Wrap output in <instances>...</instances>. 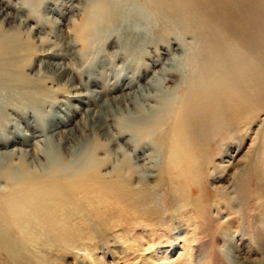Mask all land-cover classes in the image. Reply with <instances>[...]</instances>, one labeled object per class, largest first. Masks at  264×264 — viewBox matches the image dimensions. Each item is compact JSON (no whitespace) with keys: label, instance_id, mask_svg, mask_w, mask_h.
<instances>
[{"label":"rangeland","instance_id":"obj_1","mask_svg":"<svg viewBox=\"0 0 264 264\" xmlns=\"http://www.w3.org/2000/svg\"><path fill=\"white\" fill-rule=\"evenodd\" d=\"M0 34L22 58L0 68V154L29 153L59 133L66 149L103 144L98 158L122 149L134 163L131 148L106 146L100 127L130 133L128 126L153 119L158 104L184 97L176 90L195 74L205 77L206 67L223 70L228 86L220 111L202 110L195 93L196 119L207 120V131L184 127L193 153L177 152L178 168H166L165 155L161 176L155 168L143 173L146 185L130 178L125 202L110 195L117 187L106 176L92 196L102 188L110 205L102 202L88 226L68 235L43 228L33 241L1 244L0 264H264V0H0ZM58 67L67 71L60 76ZM18 71L26 85L44 86V99L32 97L33 87L34 94L10 85ZM149 84L152 100L143 109L129 105L126 98L139 100ZM28 99L46 104L33 111ZM141 111L146 116L135 119ZM174 123L167 119L159 139L171 140ZM143 141L155 149L163 140Z\"/></svg>","mask_w":264,"mask_h":264},{"label":"bare ground","instance_id":"obj_2","mask_svg":"<svg viewBox=\"0 0 264 264\" xmlns=\"http://www.w3.org/2000/svg\"><path fill=\"white\" fill-rule=\"evenodd\" d=\"M84 30L85 28L81 26L79 34L81 42L86 40L87 37ZM12 53H15L12 57L13 59L10 58L7 60L8 62L4 61V58H8V56L11 57ZM18 53L19 52L16 51V47H10L9 42L4 39L3 35L0 34V68L2 69L6 66L8 67L11 64L12 66L13 64L17 66L19 61L22 60V58H17L20 56L15 57ZM43 55L47 56L49 54L48 52L46 54L44 52ZM241 66H243V64ZM213 67L215 68V66ZM253 67L254 65H252V68ZM204 69V74L206 73L205 77L200 74H195V77L190 81V83H185V87L182 86L184 89L178 88L176 90L177 93L182 91L184 93V97L180 96L179 98H168L162 105L158 104L154 112L155 114H153V119H147L148 121L143 124H141V122L136 123V121H134L136 124L128 126L131 130L130 133L117 129L113 132L114 134H111V130L114 129L113 127L115 126H111V130L109 131L100 127L102 132L104 130L103 136L106 137V146L108 143H113L114 146H118V143H121L125 149L127 147L129 149L131 148V156H133L132 159L135 160L134 163L131 162L129 158L130 155H128L129 153L126 154V152L122 149H115L116 153L113 156L116 158L113 161L112 159L114 157L111 156L112 152L110 151H107V157L105 159L98 158V153L104 150L103 146L105 145L103 144L93 143L91 146H88L86 151L84 150V146L77 150L70 145L66 149L64 148V145H66L68 140L65 137H62L63 139L57 138L59 133H55L49 138L46 137L48 134L45 137L43 136L41 140L33 144V149L29 153L25 150L13 149L10 152L0 154L1 158L4 157L2 162H0V183L3 184V188H0V233L4 231L6 232L5 235L0 236V245L2 244V247L7 244L13 246L22 243L24 240L33 241L35 233L43 228L45 230L50 229L52 231L64 233V235H68L80 226H88L91 221V217L92 219L94 218L93 214L99 206L101 207L102 202L106 203L105 205L107 206L110 205V203H107L106 201L109 193H106V191L102 190V188H99L100 194L98 196H92L97 190V183H102L101 180H103L106 176L111 177L112 179L109 181L116 183L115 186L117 187L116 190H113L114 194L110 195L113 198L119 197L120 201L124 200L125 202L128 201L129 194H131L130 188H127L129 187L128 181H130V178L135 176L141 184L146 185L145 183L149 182L150 178H148L149 176H144L143 173L146 171L152 172L156 168L157 171H159V176L162 172L160 164L165 155L168 158L165 167L178 168L180 164H178V161L175 160L177 152L186 153L188 156L193 153L191 149L192 146H186V140L190 139L191 136H187V134L183 133L184 127H186V125L191 127L190 131H192L193 134L198 132L205 133V131H207L206 126L208 122H204L207 120L204 119L203 121H199V119H196V116L201 112V109L200 106L198 107V101L195 93L199 92L200 94V100H198L199 102L202 101L204 104V106L202 105L203 107H201L202 110L212 105L220 111L223 99L225 98L226 89L228 88L224 82L225 74H223V70L213 68L208 69V67ZM58 70H60L59 75L61 76L67 71V67H58ZM4 73H2V78L5 76ZM230 76L234 77V73L232 71L228 73V77ZM12 77L13 78L10 80L11 86H20L24 89H30L33 87L36 90V94L32 97H37L39 99L45 98L44 94L47 92L45 93L46 89H43L44 86L42 87L41 84H37L35 86L26 85V81L23 82L24 76H22L20 71L13 74ZM251 82L253 81L251 80ZM6 85L9 86V84ZM150 85L151 84H149L148 89H143L144 94L143 96L140 95L141 98L139 100L126 98L128 100V104L143 109L144 104L152 100V98L149 97L150 95L147 93L150 91ZM32 89L30 90L32 91ZM23 92L26 93V91ZM21 95H19V98H21ZM28 96L26 95L24 98L26 99ZM18 100L19 99L16 98L17 103ZM21 100L23 101L22 98ZM42 102L43 101H38L36 103L33 101V103H36V107L32 110L41 111L43 109V105L46 104V102ZM22 103H27V101ZM5 104H7V102H5ZM11 104L13 103L10 102L7 107H9V105L11 106ZM197 107L200 110H196ZM145 116V112L141 111L135 119L143 120ZM167 119H173L175 122L174 124H176L177 127L175 126V129H173L170 134L171 140L169 139L167 142H164V139H159V135L161 133V128ZM5 125H3L4 127L2 130L7 132L9 122H6ZM48 131L49 129L45 132ZM26 136L25 139H20L21 142L27 141L28 136L31 138L34 137L32 134ZM150 139L156 141L158 139L160 142L162 140L163 141L160 147L157 146L155 149H150L143 141H148ZM15 140L16 138H13L9 143H14ZM142 141L144 143L143 145L141 144ZM184 141L186 143H184ZM156 143L158 144V142ZM189 143H191V141ZM148 149L156 153V156L151 158L149 155H146L145 153ZM185 150L186 152H184ZM64 155L68 156V158L64 157ZM29 157L33 158L31 163L27 162V158ZM16 158L18 162H14V159ZM170 158L173 161L169 160ZM140 162H145L146 164H139ZM110 165V171L105 173L101 172L102 169ZM158 176H154V179ZM134 201H136V199H134Z\"/></svg>","mask_w":264,"mask_h":264}]
</instances>
